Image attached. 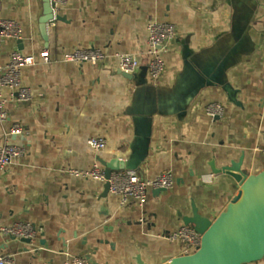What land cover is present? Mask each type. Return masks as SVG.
<instances>
[{
    "label": "crops",
    "instance_id": "crops-1",
    "mask_svg": "<svg viewBox=\"0 0 264 264\" xmlns=\"http://www.w3.org/2000/svg\"><path fill=\"white\" fill-rule=\"evenodd\" d=\"M51 12L50 0H0V17L22 28L19 46H0V63L14 48L36 61L21 72L32 98L9 101L8 121L0 122V134L15 122L26 128L12 137L23 156L0 171V226L42 228L30 243L0 230V257L10 260L4 264H65L69 256L137 264L140 256L161 264L188 254L163 236L193 207L215 220L240 188L215 168L242 158L247 174L264 170V0H69L55 19ZM154 21L176 28L157 80L147 54ZM91 47L107 54L102 63L62 61ZM117 54L136 56L133 74L119 71ZM210 103L223 105V114L209 117ZM92 137L107 147L96 152ZM115 158L142 179L171 172L174 186L150 190L143 206L133 199L122 206L103 195L104 183L66 172ZM209 173L215 178L204 183Z\"/></svg>",
    "mask_w": 264,
    "mask_h": 264
},
{
    "label": "built area",
    "instance_id": "built-area-1",
    "mask_svg": "<svg viewBox=\"0 0 264 264\" xmlns=\"http://www.w3.org/2000/svg\"><path fill=\"white\" fill-rule=\"evenodd\" d=\"M54 19L58 14L69 5V0H50ZM147 54L149 55V72L153 80L159 79L165 63L162 58V50L166 44L175 39L176 28L170 22H150L147 25ZM22 39V28L18 20L0 17V46L7 40H10L19 46ZM107 54L99 48H82L76 49L70 53L64 54L62 61L75 63H90L97 65L102 63ZM119 60V71L123 74H133L138 66L136 56L132 54H117ZM42 61L49 63L51 58L47 49L42 52ZM32 56L24 55L19 48H14L9 55L8 61L4 64L0 63V122L6 124L8 121V113L5 109L9 101L27 102L32 98V90L30 87L22 84L21 72L27 66L35 64ZM10 90V95L4 94L5 89ZM224 107L219 103H210L206 107L209 117L215 119L223 114ZM26 132V128L19 123H11L7 130L0 134L2 143L0 144V171L8 165L13 164L21 156L25 149L12 141V137H16ZM88 144L96 152H100L107 147V141L102 137H92L88 140ZM66 172L75 177L84 179H92L101 183L109 182V193L120 198V204L124 206L129 199L135 200L139 206H143L146 202L150 190L171 189L174 186V176L171 172H164L153 179H142L134 169H124L113 171L109 179L105 177L104 167L95 162L88 170H79L68 168ZM215 178V174L209 173L202 176L204 183H211ZM143 220V219H141ZM0 230L8 235L16 238H29L34 240L42 231L41 227H37L31 222L16 221L9 225L0 226ZM171 243L182 242L188 248V252L195 251L202 243V234L197 232L191 225H181L168 235L163 236ZM7 258L0 257V264L9 262ZM65 264H88L84 257L69 256Z\"/></svg>",
    "mask_w": 264,
    "mask_h": 264
},
{
    "label": "water",
    "instance_id": "water-1",
    "mask_svg": "<svg viewBox=\"0 0 264 264\" xmlns=\"http://www.w3.org/2000/svg\"><path fill=\"white\" fill-rule=\"evenodd\" d=\"M102 165L106 179L113 171L125 169L124 163L116 158L102 161ZM215 170L236 181L240 185L238 193L215 220L193 207L192 216L185 217L184 224L202 234L201 245L191 253L165 259L161 264H252L264 260V170L247 174L242 170V158ZM163 190L157 189L158 192ZM108 193L109 182H105L103 195ZM20 239L31 242L29 238ZM136 262L148 264L140 256L136 257Z\"/></svg>",
    "mask_w": 264,
    "mask_h": 264
},
{
    "label": "rangeland",
    "instance_id": "rangeland-1",
    "mask_svg": "<svg viewBox=\"0 0 264 264\" xmlns=\"http://www.w3.org/2000/svg\"><path fill=\"white\" fill-rule=\"evenodd\" d=\"M52 13V12H51Z\"/></svg>",
    "mask_w": 264,
    "mask_h": 264
}]
</instances>
